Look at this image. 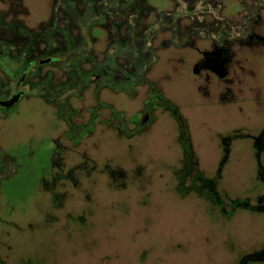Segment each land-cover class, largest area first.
<instances>
[{
  "label": "rangeland",
  "instance_id": "1",
  "mask_svg": "<svg viewBox=\"0 0 264 264\" xmlns=\"http://www.w3.org/2000/svg\"><path fill=\"white\" fill-rule=\"evenodd\" d=\"M15 94L0 264H264V0H0Z\"/></svg>",
  "mask_w": 264,
  "mask_h": 264
},
{
  "label": "trees",
  "instance_id": "2",
  "mask_svg": "<svg viewBox=\"0 0 264 264\" xmlns=\"http://www.w3.org/2000/svg\"><path fill=\"white\" fill-rule=\"evenodd\" d=\"M120 51L116 50L114 54H118ZM118 56V55H116ZM108 59L110 60V65H116V59L108 55ZM51 62V60H50ZM35 63L36 62H32ZM30 65V67L34 66V64ZM46 163L48 161H39L36 165H32V168H27V164L25 167H21L18 169L17 174L2 182L3 192L10 200H16L20 198L22 195L27 194L29 191L31 184L37 180L42 170L46 167ZM29 164V163H28ZM31 165V164H30Z\"/></svg>",
  "mask_w": 264,
  "mask_h": 264
},
{
  "label": "flooded vegetation",
  "instance_id": "3",
  "mask_svg": "<svg viewBox=\"0 0 264 264\" xmlns=\"http://www.w3.org/2000/svg\"><path fill=\"white\" fill-rule=\"evenodd\" d=\"M18 98H19V94H15V95L11 96L8 100H1L0 102H5L7 104L6 105L0 104V107L10 108L14 105L16 99H18Z\"/></svg>",
  "mask_w": 264,
  "mask_h": 264
},
{
  "label": "water",
  "instance_id": "4",
  "mask_svg": "<svg viewBox=\"0 0 264 264\" xmlns=\"http://www.w3.org/2000/svg\"><path fill=\"white\" fill-rule=\"evenodd\" d=\"M50 62V59H45V60H40L38 61L37 63L39 64H46V63H49ZM0 104H3V105H6L7 103L5 102H0Z\"/></svg>",
  "mask_w": 264,
  "mask_h": 264
}]
</instances>
